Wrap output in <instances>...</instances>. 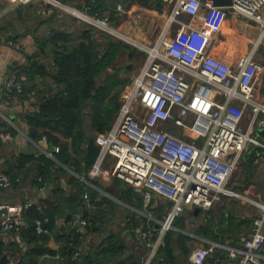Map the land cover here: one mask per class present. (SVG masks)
<instances>
[{"label":"built area","instance_id":"built-area-1","mask_svg":"<svg viewBox=\"0 0 264 264\" xmlns=\"http://www.w3.org/2000/svg\"><path fill=\"white\" fill-rule=\"evenodd\" d=\"M43 1L66 7L59 0ZM230 12L259 24L264 35V0H231L228 7L215 6L211 0H175L165 30L148 48V57L126 88L111 127L94 136L99 153L90 165L91 176L110 160L111 175L140 190L144 206L153 198L170 203L161 219L148 216L155 229L140 230L147 249L142 264L151 263L164 234L176 230L174 221L185 208L207 211L223 197L245 199L256 208L250 231L239 245L212 242L195 248L189 257L191 264H203L215 249L224 250L226 258L237 259L238 264H264V199L252 201L230 186L245 152L252 148L254 161L264 160V101L255 93V81L263 68L255 58V48L238 55L231 64L212 54ZM22 93L23 83L12 70L2 91L4 108L14 107ZM166 122L182 128L188 139L161 128ZM8 137L7 132L0 133L1 140ZM33 145L52 157L45 147ZM9 185V179L0 173V188ZM83 198L90 205L87 192ZM78 221L81 227L75 231L84 235L88 223L82 217ZM30 226L37 234H50L44 219L29 220L19 207L0 205V234H19ZM82 250L80 247L73 258ZM54 258L62 261L59 255ZM117 264L133 263L119 260Z\"/></svg>","mask_w":264,"mask_h":264},{"label":"crops","instance_id":"crops-1","mask_svg":"<svg viewBox=\"0 0 264 264\" xmlns=\"http://www.w3.org/2000/svg\"><path fill=\"white\" fill-rule=\"evenodd\" d=\"M60 1L64 3L66 7L73 8L80 12V14H74L69 9L61 7L59 9L56 7L54 8L49 4L45 6L40 5L39 0H0V133H9L8 138L5 140L0 139V173L6 176L10 181L9 186L0 188V205H15L21 209L23 215L31 218H33L32 216H35V214H40L45 222L48 221L47 213H49L52 215L53 219L52 230L55 231L64 227L66 231H75L76 227L68 229L67 225L68 223L75 225L78 218L82 216L84 208L79 207L78 210L82 208V212L79 213L77 210V212L72 213L70 220H67V214L65 215L62 212L64 208H66L65 197H69L76 191L75 183H77L81 186L82 194L80 196L84 202L86 201L83 199V194L87 192L89 196L90 194L95 195L96 201L109 200L115 204L113 213L110 215L109 219L106 220V229L108 232L112 234H121L124 230L129 229V225L137 224L138 227L136 228L135 234H139L140 230H143L142 228L150 222V220H146L145 217H140L139 214L161 219L169 209L170 203L162 199L153 198L150 205L145 206L146 209L144 210H146V213L139 211V204L137 202H139V197L140 201L142 199L140 190L130 188L121 180L113 177L110 173L111 166L108 167L105 162L102 163L103 166L101 165L102 169L100 173L102 174L98 178H89L88 176L86 178L84 175H79L67 169L69 174L77 180L73 182L68 175H60V172H58L55 167H51L49 172L43 173L46 179L43 178L41 181L38 180V178L42 179L40 169L42 165L38 161L42 154L38 150H36V152L30 151V147L33 143L29 137V127L25 116L28 112L33 111L35 108L37 109L40 100L44 96H48L50 93L54 92L57 88L50 74L55 73L54 61L60 53H56L55 59H53L49 48L53 46L63 51L64 49L62 46L65 43L63 41V36H66L68 40V49H71L82 40V33L84 31L87 32L89 39L99 44V40H97L94 34L101 33L99 29L102 30L103 27H108L107 24H110L114 26L117 31L122 33L129 32L132 38L135 37L139 39L140 42L150 44L154 39V33L151 30L153 25L147 23V19L150 17L154 18L155 21L161 22V20L167 16L168 20V15L175 0ZM91 7L95 9L98 7L94 14H91L89 11ZM34 9L36 13H34ZM15 14L16 18L14 16ZM82 14L103 22L104 26L87 20ZM112 21H114V25H112ZM165 26L166 24L163 28H165ZM96 28H98V30ZM108 28L111 34L115 33L117 36V31L110 27ZM260 29L259 24L239 14L230 12L228 18L223 23L221 31L217 35L212 54L230 64L233 63L238 55L256 48V42L259 40V36L261 37ZM162 32L163 30L156 37L154 43L158 40ZM53 38L56 39L55 45H52L50 42V39ZM112 41L121 44L118 55L123 49H127L123 45L124 42L122 43L118 40ZM45 42L46 46H42ZM13 43L18 44L19 48H16ZM100 49H103V45L100 46ZM133 54L134 52H130L129 55L132 56ZM35 62L46 67L49 75H34V79L28 81L24 74L21 73V70H25L26 67ZM12 70H16L21 75L19 78L24 87L32 89L30 92L26 93L25 96L21 95L17 104L8 109L4 108L2 105V91L9 76V72ZM262 71L257 75L255 81V93L259 101H264V81H262L260 77ZM122 94L121 92L118 96L120 104ZM1 114L9 117L12 124L8 123ZM2 123L4 125H2ZM173 126L177 129H181V131L179 133L170 132L184 136L182 128L174 124ZM184 138L187 137L184 136ZM42 145L49 151V143L47 141ZM44 156L53 158V156ZM242 160L243 159H241V162H243ZM260 162L264 165V160ZM247 170L245 172H247ZM88 174L90 175L89 172ZM51 178L54 181H50ZM96 184H99L100 187ZM40 187H43V189L40 190ZM57 188L62 189V194H55L54 191ZM124 195H127V199L129 198L130 202L126 201L127 203H125V201L122 200ZM226 200L228 201L227 198L223 197L220 202L207 211H203L196 207L185 208L181 213L182 215L180 214L181 216L185 214V218L183 219L184 229H179L174 226L176 228L175 231L182 232L186 235L187 232L184 231L186 230L185 228L193 227L192 230L194 234L189 233V235L199 240L202 244L201 246H208L212 242L239 245L242 239L248 235L251 227H248L249 222L244 215L235 214L234 207L230 206L228 203H224ZM232 200L238 201L239 198ZM242 200L251 204L245 199H241V201ZM102 206H105V203ZM123 206H126L129 211L123 214L122 222H116L115 220L114 224H108L107 222H109L110 219L112 220V218L114 219L118 216ZM141 206H143L142 202ZM140 218L144 219L143 222L140 221ZM129 233L131 234V238L124 244L128 246V250L117 255V262L119 260L130 261L131 258L136 262L131 255L133 251L140 253L143 258L145 257L146 247L144 246L145 251H141L139 248H132L128 242H133L132 238L135 234L132 230H129ZM24 236L22 232L19 234H0V245L6 251L9 263L10 261L12 263L17 262L22 258L24 252L31 247V244L25 241ZM87 238L94 240L97 236L90 235L86 237V239ZM97 240L96 243H90L92 248L97 246V244L103 240V237L97 238ZM48 245L55 248L58 243L53 239L48 242ZM89 249V244L83 247V250ZM221 253L222 254H220L219 251L217 254H212V257H217L218 262L216 261V264H224L219 260L218 256L222 255L223 258H226L227 254L224 250H221ZM174 255L181 257L180 254ZM190 255L191 253L187 255V259H189ZM48 260L49 259L46 261ZM152 261L150 264H158Z\"/></svg>","mask_w":264,"mask_h":264},{"label":"trees","instance_id":"trees-1","mask_svg":"<svg viewBox=\"0 0 264 264\" xmlns=\"http://www.w3.org/2000/svg\"><path fill=\"white\" fill-rule=\"evenodd\" d=\"M97 9L98 7L96 9L91 7L89 11L94 14ZM63 37L65 43L62 48L64 50L57 55L54 61L55 73L50 74L57 88L48 96H44L38 103V108L28 112L25 118L29 127V137L32 140L45 138L55 147L52 153L53 158L42 155L38 160L42 165L40 166L42 180L46 179L43 173L55 167L60 175H68L70 180L75 182L76 178L70 175L67 169L86 177L85 173L90 169V164L85 157L88 137L94 133L109 130L118 112L119 79L117 71L110 74L108 69L112 67V62L118 55L121 44L108 39L103 49H100L102 45L89 39L87 32L84 31L82 40L68 49V40L66 36ZM50 42L55 45L56 39H50ZM42 46H46V42ZM21 73L28 81H32L34 75H49L46 67L36 62L26 67L25 70L22 69ZM18 75L21 76L19 73ZM31 89L23 85L22 95L25 96ZM242 159L241 163L253 164L254 150L249 149L243 154ZM50 181L54 180L51 178ZM75 184L76 191L69 197H65L66 208L62 213L72 214L77 212L79 207H83L81 217L88 223L84 235L80 231H66L64 227L52 230V215L47 213L48 221L45 224L50 234H37L32 226L24 229L22 233L25 235V241L31 244V247L24 252L22 258L13 264H23L24 257L29 258L28 264H117V255L128 250L126 245L119 246L114 234L106 229L107 217L113 213V203L109 200L96 201L95 195L90 194L88 195L89 206L80 196L81 186ZM54 192L62 194L63 191L57 188ZM122 200L130 202L127 195H124ZM138 200L141 204L140 197ZM104 203L105 206H102ZM32 217L28 219H43L40 214ZM179 217L175 219L174 226L184 229L183 218ZM140 219L143 222L144 219ZM137 227V224L128 226L129 230L134 233ZM147 228L155 229V223L150 221L142 229ZM90 235L97 236V238L104 236L103 240L93 247L94 249L89 244V250H82L78 258H73L74 253L83 243V237ZM53 239L58 243V247L53 248L48 245V242ZM188 240L189 238L179 231H167L152 262L181 264L180 258L183 257L186 264H190L187 263L190 248L185 245V241ZM219 251L222 254L221 250L215 249L207 256L203 264H216L217 257H212V254H217ZM174 254H180L181 257ZM55 255L61 256L62 261L55 259ZM47 259L49 260L46 261ZM130 261L136 264L132 258ZM8 263L6 251L0 245V264Z\"/></svg>","mask_w":264,"mask_h":264},{"label":"rangeland","instance_id":"rangeland-1","mask_svg":"<svg viewBox=\"0 0 264 264\" xmlns=\"http://www.w3.org/2000/svg\"><path fill=\"white\" fill-rule=\"evenodd\" d=\"M39 4L45 6L46 4H49V3L44 2L43 0H39ZM62 4L65 5L64 3H62ZM49 5L54 7V8L56 7L58 9L60 7L63 8L61 5L60 6H55V5H52V4H49ZM65 9H66V7H65ZM60 10H62V9H60ZM33 11H34V13H36L35 9ZM14 16L16 18V14ZM114 21H112V25L115 24ZM166 22H167V16L163 20H161V22H159L157 20L155 21L154 18H150V17H149V19H147V23L153 25L151 30L154 33V36H153L154 39L152 38L153 40H152V43H150V44H146L144 42H140L139 39H137L135 37L132 38V36L130 35L129 32L128 33L119 32V31H117L114 28V26H111L110 24H107V26L110 27L111 29H114L115 31H117L116 32L117 36L115 35V33L111 34L109 32L110 29L108 27H105V28L103 27L102 30L99 29L101 33L94 34V36L97 37V40H99V44H101L103 46L107 42L106 39L107 40L108 39L109 40H114V41L118 40V41H121L122 43L125 40H127L128 42L132 43L130 48L123 49V51L116 57V60H114L112 62V67L108 69V72L110 74H113L117 70V78L119 79V87H120L119 95H120L121 92L124 94L126 88L133 82L134 78L136 77V75L138 74L139 70L141 69V67L145 63V60L148 57V53H149L148 48H151L153 46V43H154L156 37L161 33L162 30H165L163 27L166 24ZM83 23L87 24L85 22H83ZM1 24H2V22H1ZM96 29L98 30V28H96ZM171 29L173 30L174 26H172ZM127 37H129V38H127ZM138 47L141 48L142 51L137 52V48ZM130 52H134V54L132 56H130L129 55ZM255 54H256V60H258V62L260 63V65L263 68L262 69L263 71L260 74V77H261L262 81H264V35H262L261 37L259 36V40L256 42ZM123 94L121 96H123ZM160 127L165 129V130L172 131V132H177V133H179L181 131V129L175 128L173 126L172 122H166L164 124H161ZM95 134H97V133H94L93 136H95ZM31 141H32V143H36L39 146L44 147L42 144L45 143V142H44V140H42V138H40L37 141H34V140L31 139ZM42 155H44V154H42ZM105 163H106V165L108 167L111 165L110 164V160L106 161ZM102 166H103V164H102ZM102 166H101V169H102ZM247 169H249V170H247ZM246 170H247V172H245ZM88 172L89 171H87L85 173L86 178H87V176L89 178H96V177L98 178L102 174V173L99 172L96 175L91 176V175L88 174ZM96 185L99 186V184H96ZM230 186L234 187V189L237 192H239L244 197H246V198H248V199H250L252 201H262L264 199V196H263L264 195L263 194V191H264V165H262V162H255L254 161L253 164H250V163L246 164V163H241L240 162L236 172L233 174V177H232L231 182H230ZM258 198L259 199L262 198V199L259 200ZM226 201L224 203H228V204H230V206L234 207L235 214L244 215L247 218V221L249 222V226L248 227H251L250 224L252 222L253 216L256 213V208L253 205L248 204L247 202H244L243 200L241 201V199H239L238 201L237 200L233 201V200L228 199V201L227 202ZM141 202H142L143 206H141V204L139 202H137L139 204V208L138 209H139V211H142L143 213H146L145 212L146 210H144V209H146V207L144 206L143 199H141ZM125 203H127V202H125ZM113 205L115 206L114 203H113ZM121 210L122 211L119 212V214H118V216L116 218H114V219L112 218V220L110 219L109 222H107V223L108 224H111V223L114 224L115 220H116V222H120L121 223L123 214L124 213H128V211H129L128 208H126V206H123V209H121ZM139 215H140V217L143 216V217L146 218V220L148 219V220L151 221V219L148 216H145L143 214H139ZM109 217L110 216H108L107 218L109 219ZM179 218H183L184 219L185 218V214L183 216L179 217ZM175 227L178 228L177 226H175ZM192 228L193 227H190V228L186 227L185 228L186 230H184L185 232H187L186 236L189 238L188 241H185V245L190 248V253L195 248H197V247L202 245L199 242V240H197L193 236L189 235V233L194 234ZM103 236L104 235H101L98 238H101ZM132 239H133V242L132 241L128 242L132 248H135V249L139 248L141 251H143V250L145 251L144 244L140 240L139 234H135V236L133 235ZM97 241H98L97 238L94 239V240L89 239V238H87V239L85 238L83 240L82 245L80 247L83 249V247L85 245L90 244V243L93 244V242L96 243ZM183 259H184L183 257L180 258L181 264H186V262ZM187 263H190L189 259H187Z\"/></svg>","mask_w":264,"mask_h":264},{"label":"water","instance_id":"water-1","mask_svg":"<svg viewBox=\"0 0 264 264\" xmlns=\"http://www.w3.org/2000/svg\"><path fill=\"white\" fill-rule=\"evenodd\" d=\"M203 1V0H201ZM213 5L215 6H219V7H228L231 4V0H211ZM228 18V13L225 17V20ZM224 20V22H225ZM124 47L126 48H130L131 47V43L128 42L127 40L124 41L123 43ZM49 51L51 53V56L53 59H55V55L56 53H62L63 51L60 50L59 48L53 47L51 46L49 48ZM142 51L141 48H137V52ZM36 148L34 147V145H31L30 147V151L32 152H36ZM55 150V147L52 144H49V152L52 154ZM99 153V146L95 143L94 141V136L91 135L88 137L87 143L85 145V157L88 160L90 165H93L96 161V158L98 156ZM48 190V189H47ZM79 213L82 212V208H80L78 210ZM67 220L71 219V214H67L66 215ZM73 227L76 228H80L81 224L80 222L77 220L76 224L73 225L71 223H68L67 228L68 229H73ZM116 241L118 242L119 246H123L125 244V242H127L128 240H130L131 238V234L129 233V229L124 230L121 234H114ZM131 255L133 256V258L136 261V264H142V260H143V256L138 253V252H131ZM219 260L224 263V264H238V260L234 259V258H223L222 255L218 256ZM23 264H28L29 263V258L28 257H24L22 259ZM218 262V261H217Z\"/></svg>","mask_w":264,"mask_h":264}]
</instances>
